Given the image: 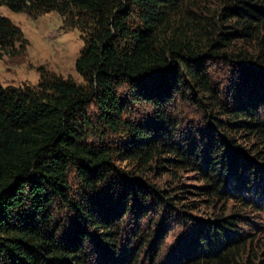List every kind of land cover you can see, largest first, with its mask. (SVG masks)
<instances>
[{
  "label": "trees",
  "instance_id": "16d2710c",
  "mask_svg": "<svg viewBox=\"0 0 264 264\" xmlns=\"http://www.w3.org/2000/svg\"><path fill=\"white\" fill-rule=\"evenodd\" d=\"M210 1L0 0L35 18L57 12L85 34L75 63L82 84L40 67L37 88L0 87V264H264V252L253 253L257 234L237 229L239 214L195 225L186 215L183 241L165 250L181 198L145 179L190 169L206 182L200 196L234 194L245 208L258 198L227 177L234 165L241 177L234 136L264 143V6L221 0L214 12L203 7ZM26 44L0 15V60ZM214 60L229 68L226 90ZM182 101L207 119L199 142L178 134ZM110 132L125 139L111 145Z\"/></svg>",
  "mask_w": 264,
  "mask_h": 264
},
{
  "label": "rangeland",
  "instance_id": "374dc122",
  "mask_svg": "<svg viewBox=\"0 0 264 264\" xmlns=\"http://www.w3.org/2000/svg\"><path fill=\"white\" fill-rule=\"evenodd\" d=\"M251 1L264 6V0ZM222 4L221 0H211L203 7H208L214 12H220ZM0 15L10 19L17 25L23 31L24 39L27 41L23 50L21 49L18 54L4 56L0 60V87L37 88L40 81L38 71L40 67H44L50 74L64 79H71L78 84L83 83V79L75 68L76 60L85 46V34L81 30L70 27L57 12L44 13L35 18L27 13L12 12L6 6L0 5ZM234 43L239 47L241 41ZM20 47V44L16 45V49ZM243 48L246 49V47ZM208 66L217 82L219 81L218 85L221 84V88L224 90L228 89L224 78L227 77L229 68L225 62L214 60L208 63ZM243 99L245 100L244 97ZM136 108L140 107H135L134 110ZM200 111L191 102L182 101L177 104L173 115H176V119L178 118L180 122L178 127L179 136L185 133L186 137H197V142H199L200 131L207 120ZM90 114L94 115L95 119L97 108L92 107ZM142 119L144 118L140 117V120ZM96 126L101 127L99 124H96ZM234 137L237 143L234 150L238 151V155H240L236 165H242L240 169L241 177L238 180L237 176L234 175V165L230 168L227 183L229 187L231 184H235V188H239V185L245 181L247 187L259 190L258 198L254 199L255 205L250 208L240 206L238 198L234 194L229 195V200H211L200 196L199 193L201 192L199 190L206 186V182L202 179L201 172L198 171L190 169L176 172L174 170V172L163 170L161 171L162 175H159L158 171L147 174L148 176L145 178L148 177L147 183L154 186L156 190L165 192L166 195H178L181 198V200L176 201L180 203L177 210H172L169 213L171 218H169L168 224L171 223L169 228L171 231L167 229L170 234L164 243L165 250L168 251L169 248L175 247L183 241L181 227L186 225L183 222L186 215L192 220L195 219L193 222V225H195L197 222L200 224L212 223L218 220L220 216L228 217L239 214L244 218H238L240 220L237 222V229L241 233L257 234L252 246L253 253L258 252L260 256L264 252V143L247 136L240 137L238 135ZM123 139H125V136L122 133L110 132L104 138V141L111 145H118L120 140ZM117 166L125 171H136L137 167L134 163L129 162H118ZM233 176L237 179H234ZM183 192L188 193L181 194ZM242 193L243 196L249 195L246 192ZM181 205H192L193 207L182 208ZM178 211H181V221L176 216L179 213ZM161 214L167 213L163 209ZM152 215L150 213L147 217ZM180 222H183V224H180ZM193 225H190V227H193ZM161 227L160 224L158 228Z\"/></svg>",
  "mask_w": 264,
  "mask_h": 264
}]
</instances>
